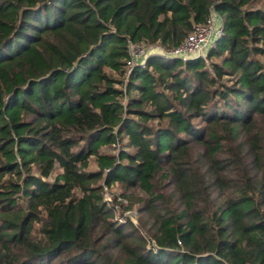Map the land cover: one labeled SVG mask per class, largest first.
<instances>
[{
	"label": "trees",
	"instance_id": "obj_1",
	"mask_svg": "<svg viewBox=\"0 0 264 264\" xmlns=\"http://www.w3.org/2000/svg\"><path fill=\"white\" fill-rule=\"evenodd\" d=\"M260 121L264 0H0V264H264Z\"/></svg>",
	"mask_w": 264,
	"mask_h": 264
},
{
	"label": "built area",
	"instance_id": "obj_2",
	"mask_svg": "<svg viewBox=\"0 0 264 264\" xmlns=\"http://www.w3.org/2000/svg\"><path fill=\"white\" fill-rule=\"evenodd\" d=\"M220 18L214 11H211L209 17L207 18L204 25L196 26L194 31L185 39V41L177 48L173 50H164L162 51V55L167 58H179L182 61H185L189 58L193 57H202L206 60V54L204 50L209 48L214 44L215 40L222 33L221 24H216V20ZM130 56L131 61L134 58H137L138 55L142 53V49L138 44H132L130 46ZM115 147L117 149V154L121 149V144L119 140L115 143ZM104 199L108 203L110 200L109 189L104 185ZM112 195V194H111ZM110 200V201H109ZM116 200L120 204H125L127 201L120 196H117ZM133 209H127L122 212L123 216L118 217L119 219H124V216L129 218L130 221L137 226V214Z\"/></svg>",
	"mask_w": 264,
	"mask_h": 264
},
{
	"label": "rangeland",
	"instance_id": "obj_3",
	"mask_svg": "<svg viewBox=\"0 0 264 264\" xmlns=\"http://www.w3.org/2000/svg\"><path fill=\"white\" fill-rule=\"evenodd\" d=\"M216 24H221L222 23V19L221 18H218L216 21ZM140 48L142 49V53L140 55L137 56V58H134L132 59V63H138V62H141L143 63L144 62V59L145 57L149 54V53H152V52H162V48H160L159 46H156V45H151V46H147V45H140ZM208 52V48L204 50V53L206 54ZM258 126L260 129H262L264 127V122L260 121L258 122ZM112 150V149H111ZM114 153L116 154L117 153V149L116 147L114 148ZM96 169V162H95V159L93 158L91 160V164L89 165L88 167V170H95ZM54 175L55 174H52L47 180L48 181H52V179L54 178ZM228 175H231V174H228ZM157 189H159L160 191L168 194L169 191H171V185L169 183H165V182H159L157 183ZM109 194H110V202H109V206H114L115 207V210H114V214L116 217H119L123 211L127 210V208H125L128 204H130L129 202H126L125 204H120L114 197L116 194H119L122 192V187L119 185V184H114L111 188H109ZM112 194V195H111ZM142 195V194H140ZM115 199V200H114ZM132 205L130 209H133L136 211V214H137V222H138V225L140 228H141V225L139 224V221L141 218H144L145 217V213H141L140 212V205L138 202H136V204H130ZM134 211V212H135ZM139 217V218H138Z\"/></svg>",
	"mask_w": 264,
	"mask_h": 264
}]
</instances>
